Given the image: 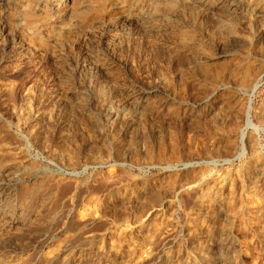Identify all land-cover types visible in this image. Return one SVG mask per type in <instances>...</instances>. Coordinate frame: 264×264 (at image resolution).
I'll return each instance as SVG.
<instances>
[{
  "label": "rangeland",
  "instance_id": "rangeland-1",
  "mask_svg": "<svg viewBox=\"0 0 264 264\" xmlns=\"http://www.w3.org/2000/svg\"><path fill=\"white\" fill-rule=\"evenodd\" d=\"M0 264H264V0H0Z\"/></svg>",
  "mask_w": 264,
  "mask_h": 264
}]
</instances>
